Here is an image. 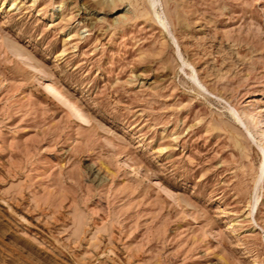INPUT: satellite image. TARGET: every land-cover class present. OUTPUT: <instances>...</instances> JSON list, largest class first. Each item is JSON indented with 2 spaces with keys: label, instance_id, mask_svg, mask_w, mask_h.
<instances>
[{
  "label": "rangeland",
  "instance_id": "374dc122",
  "mask_svg": "<svg viewBox=\"0 0 264 264\" xmlns=\"http://www.w3.org/2000/svg\"><path fill=\"white\" fill-rule=\"evenodd\" d=\"M0 264H264V0H0Z\"/></svg>",
  "mask_w": 264,
  "mask_h": 264
},
{
  "label": "bare ground",
  "instance_id": "6f19581e",
  "mask_svg": "<svg viewBox=\"0 0 264 264\" xmlns=\"http://www.w3.org/2000/svg\"><path fill=\"white\" fill-rule=\"evenodd\" d=\"M48 86H49L51 89H53V90H50V88L48 87V88H49V89H48L49 91H54V90H55L54 92H56V89L53 87L52 84L49 83Z\"/></svg>",
  "mask_w": 264,
  "mask_h": 264
}]
</instances>
